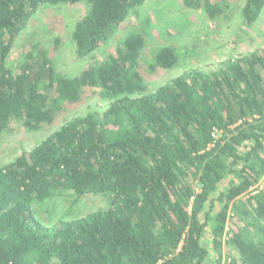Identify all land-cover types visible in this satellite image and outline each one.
Segmentation results:
<instances>
[{
    "label": "trees",
    "instance_id": "obj_1",
    "mask_svg": "<svg viewBox=\"0 0 264 264\" xmlns=\"http://www.w3.org/2000/svg\"><path fill=\"white\" fill-rule=\"evenodd\" d=\"M144 1L0 0V138L13 124L37 131L89 95L107 102L0 167V264H207L206 236L214 264H264V49L153 92L143 76L171 69L177 55L160 47L141 69V30L73 77L38 44L16 68L7 62L43 6L87 7L71 33L83 59ZM183 3L210 19L221 9L216 0ZM263 8L245 0L244 24ZM64 191L102 195L106 207L47 225L38 210Z\"/></svg>",
    "mask_w": 264,
    "mask_h": 264
},
{
    "label": "rangeland",
    "instance_id": "obj_2",
    "mask_svg": "<svg viewBox=\"0 0 264 264\" xmlns=\"http://www.w3.org/2000/svg\"><path fill=\"white\" fill-rule=\"evenodd\" d=\"M216 1L221 2V9L217 17L210 19L201 10L185 7L183 0H145L105 43L83 59L76 57L71 33L87 7L84 4L43 6L18 35L7 62L16 68L25 49L38 44L52 58L58 73L73 77L89 65H96L109 54H114L115 47L128 33L141 30L146 37L141 69L147 67L145 61H149L160 47L171 46L177 55V62L171 69H158L143 76L148 91L153 92L184 72L215 70L228 59L264 49V8L258 20L248 27L241 15L245 0ZM106 107L104 99L92 94L77 104L65 107L50 124L43 125L37 131L26 130L20 124L11 125L0 138V167L21 152L31 150L70 119L88 112L101 113ZM106 204L107 199L102 195L89 194L76 200L73 193L64 191L47 200L39 208L38 215L42 222L52 225L58 219L83 217L106 207ZM203 244L210 249L207 264H214L216 254L211 247L210 237L206 236Z\"/></svg>",
    "mask_w": 264,
    "mask_h": 264
},
{
    "label": "built area",
    "instance_id": "obj_3",
    "mask_svg": "<svg viewBox=\"0 0 264 264\" xmlns=\"http://www.w3.org/2000/svg\"><path fill=\"white\" fill-rule=\"evenodd\" d=\"M215 133H216V132L213 133V136H215Z\"/></svg>",
    "mask_w": 264,
    "mask_h": 264
}]
</instances>
